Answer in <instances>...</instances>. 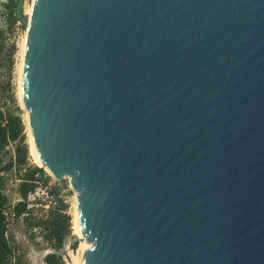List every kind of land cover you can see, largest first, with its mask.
Masks as SVG:
<instances>
[{
	"label": "water",
	"instance_id": "obj_1",
	"mask_svg": "<svg viewBox=\"0 0 264 264\" xmlns=\"http://www.w3.org/2000/svg\"><path fill=\"white\" fill-rule=\"evenodd\" d=\"M23 1L20 104L83 264H264V0Z\"/></svg>",
	"mask_w": 264,
	"mask_h": 264
},
{
	"label": "rangeland",
	"instance_id": "obj_2",
	"mask_svg": "<svg viewBox=\"0 0 264 264\" xmlns=\"http://www.w3.org/2000/svg\"><path fill=\"white\" fill-rule=\"evenodd\" d=\"M29 1L30 0L23 1L22 11L25 15ZM10 3V0H0V108L2 110L18 112L20 115L24 124L25 142L28 146V158L25 166H15V144L13 142H9L0 153V176L3 183L2 192L8 200L6 209L10 208L17 201H20L21 185L28 181L25 178V173L33 167L38 166L29 152V141L25 125V111L21 108L18 92L19 51L26 27L18 20H15L13 23L10 22L7 15L8 9L6 7V4ZM12 9L14 8L12 7ZM41 170L43 174L36 171L37 173H34L32 176L36 179L34 181L35 183L45 180L49 174L43 167ZM57 184L58 188L63 191V196L67 199L65 213L70 216V234L63 239L62 245L58 251H61V255L66 257L69 264H73L74 259L82 253V249L79 248V239L76 241V246L72 247V239L76 237L72 228L74 190L67 178L57 179ZM14 225L15 221L13 225L7 229L5 237L14 250L10 259V264H42L44 262L43 257L45 250L53 249L50 244L42 238V232H40L39 228L32 230L30 227H27L24 222L19 224L18 229H14Z\"/></svg>",
	"mask_w": 264,
	"mask_h": 264
},
{
	"label": "trees",
	"instance_id": "obj_3",
	"mask_svg": "<svg viewBox=\"0 0 264 264\" xmlns=\"http://www.w3.org/2000/svg\"><path fill=\"white\" fill-rule=\"evenodd\" d=\"M10 4H6L8 9L7 15L10 22L15 20L14 8L15 1L10 0ZM9 142H13L14 146V162L15 166L21 167L27 164L28 158V146L25 142V131L23 121L18 112H11L8 110H2L0 108V153L8 145ZM37 167H33L25 174V178L28 180L21 185L20 195L25 196L26 191L35 184V178L33 174L36 173ZM43 174V171H39ZM47 180V178L45 179ZM3 183L0 176V264H10L11 256L14 252L12 245L4 237V210L7 208L8 200L2 192ZM61 211L55 212L51 217L43 221H32L24 219L27 227L31 225H38L41 228L43 239L50 244L53 248V252L47 253L43 260L45 264H63L61 255L56 253L62 245L63 239L70 234V216L65 213L67 205L62 204ZM24 202H16L11 210L13 214L18 217L24 211ZM77 242L72 243V247H75Z\"/></svg>",
	"mask_w": 264,
	"mask_h": 264
},
{
	"label": "built area",
	"instance_id": "obj_4",
	"mask_svg": "<svg viewBox=\"0 0 264 264\" xmlns=\"http://www.w3.org/2000/svg\"><path fill=\"white\" fill-rule=\"evenodd\" d=\"M62 192L63 191L58 188L57 179L49 174L47 175V180L36 182L26 191L24 197L20 195L19 200L24 202L25 205L24 211L18 216L20 223L24 222V219L26 218L34 222L43 221L51 217L55 212L61 211L62 204L67 205V199L63 196ZM12 206L5 209L3 212L5 226L4 237H6L7 229L13 225L17 218L11 210ZM30 228L32 230L39 228L41 232V228L38 225H31ZM53 251V249H46L44 256ZM61 260L63 261V264H69L64 255H61ZM42 264H45V262Z\"/></svg>",
	"mask_w": 264,
	"mask_h": 264
},
{
	"label": "bare ground",
	"instance_id": "obj_5",
	"mask_svg": "<svg viewBox=\"0 0 264 264\" xmlns=\"http://www.w3.org/2000/svg\"><path fill=\"white\" fill-rule=\"evenodd\" d=\"M30 11H31V0L29 1L28 8L26 9V12H25L26 13V17H27V21L29 19ZM27 24L25 26L26 28H27ZM26 28H25V31H24V35H23L22 41L20 43V51H19L20 57H19V63H18V83L20 82V73H21V64H22V54H23V47H24V40H25ZM18 92H19V102H21L20 101L21 100V94H20V85L19 84H18ZM24 111H25L26 132H27L28 141H29V152L33 156L32 158L34 159V161L36 162V164L38 166H41V163H40V161L38 159V156L36 154V151H35V149L33 147L32 139L30 137L29 127H28V121H27V117H28L27 111L26 110H24ZM43 168L46 171L49 172V175H51V173H50V171L48 170L47 167L44 166ZM53 178H55V177H53ZM67 178L69 179V183H70V177H67ZM73 190H74V200H73V203H72V207H73V212H72V228H73V233L79 239V244H80L79 248L82 249V253L80 254V256H78L77 258L74 259V263L73 264H83L84 259L86 258V255L88 253V250H89V248L91 246V243L89 241H87L86 238L81 237L80 234H79V230H78V216H77L78 215V192L74 188H73Z\"/></svg>",
	"mask_w": 264,
	"mask_h": 264
}]
</instances>
